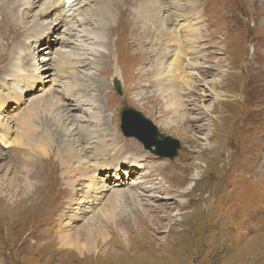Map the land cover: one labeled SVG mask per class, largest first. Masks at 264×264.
<instances>
[{"label":"rangeland","instance_id":"374dc122","mask_svg":"<svg viewBox=\"0 0 264 264\" xmlns=\"http://www.w3.org/2000/svg\"><path fill=\"white\" fill-rule=\"evenodd\" d=\"M96 1L80 15L65 11L71 21L62 23L57 0H0V264H264V0H119L121 20L113 23L97 17ZM138 8L157 38L149 45L145 34L139 51ZM194 8L197 21L185 13ZM176 16L183 20L174 28ZM97 29L106 30L108 46L95 58ZM175 43L186 63L170 77L157 63L164 54L149 47ZM67 55L90 65L65 74ZM79 97L88 104L70 113L69 98ZM125 107L180 142L173 161L123 135ZM85 129L97 138L88 153ZM45 132L66 149L60 169L68 177L58 192L68 196L43 205L57 187L54 168L37 167L34 196L22 191L37 159L31 145ZM105 147L104 159L120 172L92 174L89 155L97 159ZM37 148L51 164L47 146ZM68 184L82 195L69 194Z\"/></svg>","mask_w":264,"mask_h":264},{"label":"bare ground","instance_id":"6f19581e","mask_svg":"<svg viewBox=\"0 0 264 264\" xmlns=\"http://www.w3.org/2000/svg\"><path fill=\"white\" fill-rule=\"evenodd\" d=\"M88 1L89 0H75L73 3H67L66 2V0H57V3H58V6L56 7V11H57V15H55V17H59L60 19H61V21H62V23L65 21V22H67V23H70V19H69V17L70 16H73L72 14H74V13H77L78 15H80L81 13H80V11H81V9L82 8H84V6H86L87 5V3H88ZM99 1H101V0H98V1H96L97 2V9L95 10V12L97 11L98 12V16L97 17H101V19L100 20H102V22L103 23H105V21H109V22H111V23H113L114 21H115V19H116V16H118V22L121 20V16H119V11H120V8L118 7V1L119 0H102V2L101 3H99ZM125 3H127L129 0H123ZM159 1V0H158ZM120 5H121V3H120ZM187 6V5H186ZM139 9L140 8H138V9H136L135 10V14H136V16H135V18H136V22H133V25H135V28H136V30H137V33H138V36H137V38H135L134 39V41L132 42V48H134L135 50L138 48V51L141 49V47L142 48H144V47H146V43L143 41V39L145 38V34H146V37L148 36V37H151L152 38V40L150 41V44L149 45H151L152 44V42L153 41H156V35L153 33V34H151V33H147V31H149L150 30V24H149V21L148 20H146V15H145V13H144V11L143 12H139ZM177 10V9H176ZM191 10H193V11H195V12H192V11H190V12H185V13H187L186 14V16L187 17H190V19L191 18H195V20L197 21L198 19H197V17L199 16L198 14H197V8H194V9H191ZM65 11H68L69 12V17H66L64 14H65ZM124 12V11H123ZM150 12V11H149ZM177 12H181L180 10H177ZM72 13V14H71ZM122 13V12H121ZM151 13H152V11H151ZM150 13V14H151ZM152 15H154V13L152 14ZM127 17V16H126ZM186 18V17H185ZM13 19V17H11V13L9 12V14H8V18H7V20H12ZM178 19V16H176L174 19H173V21H174V24H173V26H174V28L175 27H177L178 25H179V23L180 22H182V20H183V18H180V20H178V21H176ZM169 20H170V18H169ZM84 21V20H83ZM82 20H81V23L83 22ZM151 21V20H150ZM171 21V20H170ZM176 21V22H175ZM79 22V21H78ZM152 22V21H151ZM167 22V21H166ZM153 23H155V24H157V25H159V23L158 22H153ZM175 23H176V25H175ZM184 23H185V21H184ZM14 24V23H13ZM198 24H202V22L201 23H198ZM18 26H21L20 24H19V22H18ZM160 26V25H159ZM187 26H191V24H188ZM186 26V27H187ZM110 27H112V26H110ZM192 27V26H191ZM19 28V27H18ZM160 28H162V27H160ZM115 29H117V28H115ZM194 29H196L195 28V26H194ZM11 30V29H10ZM18 30H20V29H18ZM98 30V29H97ZM100 30V31H99ZM98 30V32L99 33H101V34H97L96 35V33H92V34H90L93 38V40L95 41L93 44V46H91V48H90V50H91V54H95L94 56H95V58H97V56L98 55H101L102 53H100L98 50L99 49H101L103 46H108V40H106V39H108V34L106 33V30H105V32L103 33L102 31V29H99ZM102 30V31H101ZM156 30V29H155ZM154 30V31H155ZM181 31H182V28L180 29ZM188 31H193V30H191V29H187ZM158 31V30H157ZM156 31V32H157ZM17 32V31H16ZM97 32V33H98ZM152 32H153V30H152ZM160 32H161V30H160ZM19 33V32H18ZM159 33V32H158ZM170 33V32H169ZM160 34V33H159ZM159 34H157V35H159ZM164 34V33H163ZM165 34H166V32H165ZM168 34V33H167ZM114 35V34H113ZM168 36V35H167ZM166 36V37H167ZM170 36V35H169ZM161 37V36H160ZM171 37V36H170ZM179 37V36H178ZM196 37H197V35L195 36V39H196ZM150 38V39H151ZM162 38V37H161ZM165 38V37H164ZM163 38V39H164ZM172 38V37H171ZM175 38V37H174ZM22 39V38H21ZM21 39L18 41L19 43H21ZM45 39H46V35H44V36H42L41 38H40V41H39V43L41 44L42 43V40L43 41H45ZM179 39V38H178ZM178 39H177V41H178ZM165 40V39H164ZM180 40V39H179ZM158 42H160V41H158ZM163 42V41H162ZM180 42V41H179ZM184 42V41H183ZM38 43V44H39ZM185 43V42H184ZM164 44V43H163ZM167 44V43H166ZM178 44H180V43H178ZM177 43H175V44H173V45H170L169 44V48H167L166 49V46L165 47H154L153 45H152V48H150L149 47V53H151V54H164V55H159L158 56V59H157V63H158V61L159 62H161L162 64H164L165 65V67H167L168 69L170 68V70H171V72L169 73L168 72V74H166L165 73V75L167 76H169V74H171L170 75V77H172V71H173V69H176L177 71H179L181 74H182V71H183V66H184V64L186 63V60L185 61H183V59L184 58H182L181 56H182V54L180 53L179 54V51H181L180 50V48H179V45H178ZM34 46V45H33ZM35 46H37L36 45V43H35ZM50 48H51V50L52 49H54V48H52L53 47V45H51L50 44ZM148 46V45H147ZM158 46H160L159 44H158ZM183 46H184V50H186L185 52H184V54H186L187 53V51H188V48H187V46H185L184 44H183ZM82 47V46H81ZM88 48V47H87ZM41 50H44V51H46L44 54H47V56L45 57L44 56V58L42 59L44 62H48V61H50L51 60V58L49 57L50 55H51V53H53L52 51H49V49H47V46L46 47H42L41 49H40V51ZM39 51V52H40ZM172 52H176V59L174 60V63L173 64H168V60H170V58H171V55H172ZM140 53V52H139ZM148 53V52H147ZM195 53V52H194ZM75 54V53H74ZM144 54V53H143ZM77 55H78V53H77ZM147 55H150V54H147ZM102 56V55H101ZM120 57V56H119ZM150 57V56H149ZM149 57L147 58V60H146V65L147 64H149ZM183 57H185V56H183ZM103 58H104V56H103ZM166 58H168V60H166ZM162 59V60H161ZM76 62V61H75ZM90 64H81V61H79V62H76V63H72V60H71V58H70V56L69 55H67V56H64L63 58H61V60H60V67H61V69L64 71V73L65 74H68V73H70V72H72V67H75V68H86V67H88ZM140 65H141V67H142V63L140 62ZM173 67V68H172ZM164 70V69H163ZM201 71V70H200ZM199 71V72H200ZM61 76H62V74H61ZM63 77V76H62ZM160 80H163L165 77L163 76V75H160V74H158V76H157ZM115 80L116 81H118V79H117V77H115ZM114 80V81H115ZM120 83V82H119ZM120 86H121V83H120ZM83 86H80V88H82ZM181 96L180 97H182V93L180 94ZM79 96H80V94H79ZM73 97V96H72ZM75 97V96H74ZM86 97V96H85ZM85 97H79V98H75V101L73 102V100H72V98H69V102H67V105L69 106V112L70 113H74V112H76V111H78V110H82V102L84 103V105H83V107L85 106V105H87L88 103V101L86 100V99H83V98H85ZM128 97V96H127ZM129 98V97H128ZM78 99H79V101H78ZM116 100V99H115ZM116 101H118V100H116ZM86 102V103H85ZM73 117H75V116H73ZM61 132V131H60ZM60 132H58V133H60ZM81 133V135H83L82 136V138L80 139L81 140V142L84 144V145H86V146H89V147H86V152L88 153V150H89V148L90 147H94L95 145H96V139L97 138H93V139H90V138H92L91 136L92 135H96L95 133H90V131H88V129H85V133L83 132V131H81L80 132ZM88 134V135H87ZM3 136H5V134H3ZM65 142L67 143L66 145H70V143H71V140L70 139H68L69 138V136H71L70 134H69V132H66L65 133ZM67 138V139H66ZM61 139V138H60ZM57 141H59V140H57ZM56 140H55V138L49 133V132H45L44 133V135L43 136H41L40 137V139L35 143V144H33V145H31V148L33 149V151L34 152H36V156H37V159L35 160V161H33V166H32V169L31 170H29V172H28V179H27V185H26V187L23 189V191H22V194L23 195H25V196H29L30 194H31V197L32 196H34V193H35V189L37 188L36 187V185H33V184H31L30 182H29V179H30V177H37V171H38V169L40 168V169H44V168H54L55 169V171L56 172H59V174H58V176L56 177V180L54 181V183H56V185H57V187L56 188H53L52 189V191H47L46 192V196L44 197V199L42 200L43 201V205H45V204H47V202H49L48 201V199L49 198H51V197H53V199L55 200V201H57L58 203L61 201V202H63V199H65L68 195H60V192H58L59 191V189H61L60 188V185H62L63 184V182L66 180L65 178L66 177H68V174H67V170H66V176H63V179H62V174H63V171H62V169H60V167H62V162H64L63 161V159L64 158H66V157H64L63 155H61L60 153H61V151H63V150H66V149H64V146L63 145H61L59 142H57ZM78 142H80V141H78ZM81 144V143H80ZM82 144V145H83ZM43 145H45V146H47V148H48V151H47V153H48V155L47 156H49V161L51 162V164H49L48 163V161H46V159H45V157H44V155H46V154H44V153H41V151L39 152V149H43L44 150V148H37V147H41V146H43ZM82 145H80V146H82ZM91 149V148H90ZM83 150V148L81 149V151ZM108 154V149H107V147H105L104 148V150H103V153H101V155L97 158V159H92V158H90V157H92V155L90 156L89 155V162L90 161H95V162H97V164L95 165V167H92L93 168V170H92V174H93V172H95L96 170H102V169H107V170H111V171H115V172H120V169H121V167L120 166H116V165H112L113 164V162H109L108 160H106V159H104L105 158V156ZM54 158V159H53ZM102 159H104V161H106V162H104V163H98L100 160H102ZM116 161H119V160H116ZM38 165V166H37ZM90 166V168H91V165H89ZM131 166H135V161H133V162H131ZM37 167H39L38 169H37ZM91 168V169H92ZM75 172H78V171H75ZM50 173V172H49ZM79 173V172H78ZM39 176V175H38ZM76 176L77 175H75L74 177H73V175H71V177L72 178H75V181L77 182V183H79V179H76ZM81 176V175H80ZM82 177V176H81ZM74 181V183H76ZM65 185V184H64ZM91 185H94V180H93V182H92V184ZM67 187V190H69V194H71V195H73L74 194V192L76 191V194H77V192H78V194H81V191H83V190H80L79 191V189H81L80 188V186L79 187H77L76 185H72V184H68V185H66ZM92 188H93V190H95V185L94 186H91ZM77 188V189H76ZM86 188V187H85ZM5 189V186H2V185H0V196H3L2 195V191ZM108 189H110L109 188V186H108ZM66 190V191H67ZM98 192L99 190H98V188H96V190L94 191V192ZM83 193V192H82ZM82 195V194H81ZM74 196V195H73ZM4 197V196H3ZM84 198V197H83ZM83 198H82V200H83ZM47 201V202H46ZM86 226H88V224L86 225ZM89 239H90V237H88ZM91 239H94V237H92Z\"/></svg>","mask_w":264,"mask_h":264},{"label":"water","instance_id":"95a60500","mask_svg":"<svg viewBox=\"0 0 264 264\" xmlns=\"http://www.w3.org/2000/svg\"><path fill=\"white\" fill-rule=\"evenodd\" d=\"M114 87L118 95L122 96L119 81H114ZM121 130L126 138L136 139L148 151L154 149L155 154L159 157L173 161L178 156V151L181 148L180 142L160 133L152 121L132 108H123Z\"/></svg>","mask_w":264,"mask_h":264}]
</instances>
